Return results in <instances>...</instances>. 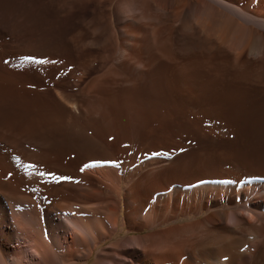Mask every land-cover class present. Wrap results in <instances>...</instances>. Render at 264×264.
<instances>
[{"label":"bare ground","instance_id":"bare-ground-1","mask_svg":"<svg viewBox=\"0 0 264 264\" xmlns=\"http://www.w3.org/2000/svg\"><path fill=\"white\" fill-rule=\"evenodd\" d=\"M12 2L22 25L8 29L13 45L0 35V264H264V173L123 158L104 131L158 65L178 86L196 68L237 86L219 110L264 112V0H41L72 20L64 47L25 37L37 10ZM51 55L70 56L71 73L26 77L49 65L28 56ZM195 56L209 62H183Z\"/></svg>","mask_w":264,"mask_h":264},{"label":"rangeland","instance_id":"rangeland-1","mask_svg":"<svg viewBox=\"0 0 264 264\" xmlns=\"http://www.w3.org/2000/svg\"><path fill=\"white\" fill-rule=\"evenodd\" d=\"M32 1L33 12L37 10V13L23 22L29 26L25 28V37L37 34L32 36L64 47L72 20L55 17L54 9L43 6L41 0ZM12 3V0H0V35H5L10 43L17 38L9 31L22 25L12 18ZM31 13L32 10L27 12L29 17ZM4 28L7 32L1 33ZM68 59L70 56H47L41 60L49 61L48 67L27 66L26 77L55 76L59 65L63 67L62 74L67 75L74 67L67 63ZM205 59L195 56L183 62H209ZM51 60L55 61L54 65ZM152 70L150 76L130 92L128 107L121 111L109 109L105 117L108 122L116 121L104 131L109 132L106 143L118 142L120 156L138 159L148 152H160L166 159H221L227 161L218 171L222 175L242 177L250 171L264 173V112L239 115L217 109L229 104V99L234 97L232 93H238L237 86L228 85L221 76L212 77L197 68L187 73L182 85L178 86L170 66L158 65Z\"/></svg>","mask_w":264,"mask_h":264},{"label":"snow or ice","instance_id":"snow-or-ice-1","mask_svg":"<svg viewBox=\"0 0 264 264\" xmlns=\"http://www.w3.org/2000/svg\"><path fill=\"white\" fill-rule=\"evenodd\" d=\"M27 59H29L32 62H36V63H47V62H49V61H43V60H36L35 58H31V57H29ZM52 63H55V61H52ZM54 179H55V177H54Z\"/></svg>","mask_w":264,"mask_h":264}]
</instances>
